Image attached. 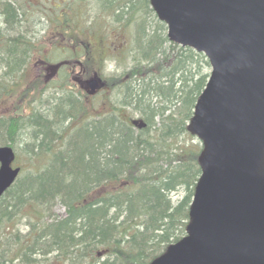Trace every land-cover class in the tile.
Instances as JSON below:
<instances>
[{
	"label": "trees",
	"instance_id": "trees-1",
	"mask_svg": "<svg viewBox=\"0 0 264 264\" xmlns=\"http://www.w3.org/2000/svg\"><path fill=\"white\" fill-rule=\"evenodd\" d=\"M53 1L0 0V145L27 157L0 196V264H149L186 233L202 148L198 139V146L188 142L187 126L209 61L169 41L149 0ZM45 24L52 27L48 53ZM115 33L127 41L118 51ZM59 36H92L108 50L95 57L79 41L75 53L73 41ZM117 53L131 58L129 68L104 75V61ZM38 61L57 67L61 80L32 77ZM79 65L75 79L67 68ZM92 77L109 87V105L73 86ZM51 87L62 94L42 97ZM98 103L104 109L95 112ZM106 147L107 162L98 152ZM57 203L66 207L62 217L54 216ZM40 226L67 228L70 236L50 233L42 243Z\"/></svg>",
	"mask_w": 264,
	"mask_h": 264
},
{
	"label": "water",
	"instance_id": "water-1",
	"mask_svg": "<svg viewBox=\"0 0 264 264\" xmlns=\"http://www.w3.org/2000/svg\"><path fill=\"white\" fill-rule=\"evenodd\" d=\"M149 1L168 39L211 67L187 126L202 149L186 234L149 264H264V0ZM15 157L0 146V196Z\"/></svg>",
	"mask_w": 264,
	"mask_h": 264
},
{
	"label": "rangeland",
	"instance_id": "rangeland-1",
	"mask_svg": "<svg viewBox=\"0 0 264 264\" xmlns=\"http://www.w3.org/2000/svg\"><path fill=\"white\" fill-rule=\"evenodd\" d=\"M62 3H63V0H54L52 6L59 7L60 5H62ZM148 21H150V19ZM40 27L43 29L41 34L45 33V38H44L45 49H44V53H48V51H49L48 45H49L51 39L53 38L52 35L49 34L50 28H52V27L49 26V24L48 25L45 24V26L41 25ZM59 38H61L63 43L65 42L67 44H70L71 41H73L71 46L70 45L69 46L74 48L75 53H76V49L79 48L77 46L79 41L81 43H82V41L84 43H87V48H89L90 54L95 56V57H101V55L106 50H108V45H109V43H106V44L103 43V44L100 45V42H97L98 41L97 38L92 37V36H88L87 38L74 37V39H76V40L67 39L64 36H59L58 39ZM106 40H108V39L106 38ZM110 42H111V46L113 47V50H117V51L120 50V49H123L127 45L126 38L121 33H115V35L113 36V40L110 41ZM51 51H52V54H54L56 52L54 50H51ZM65 55L68 56V55H71V53L69 52V53H66ZM65 55H60L59 58L51 57L50 59L52 61L49 62V65H54L53 61H57L58 59L62 60L65 57ZM116 57H117V60H114L115 59L114 58V59H106L104 61V66H103V71H102V73L104 75L107 76V75H109L111 73L119 74V73H121L124 70L123 68L125 66H127V68H129V66H130L129 64L132 61L130 57H127V59L124 60V59L121 58L122 54H119V53L116 54ZM30 69H31L32 77H34V78L38 79V78L41 77L44 80V76H45L47 80L54 79V83H58L61 80L59 75L57 74V67L53 68L51 66H48L47 64H42V63H40V61H38V62H35L31 66ZM67 69H69V71L74 74V77H76L75 79H80L81 73H82V66L81 65L75 66L73 68L74 71H71L70 67H68ZM42 73H44V75ZM72 79H74V78H72ZM87 79H89V78H86L85 81ZM50 86H52V85H50ZM73 86H75V88H77V89H81L82 93L87 96L86 90H88V87L86 85V82H84V84H82V86H80L78 82H75V83L73 82ZM77 89H75V92H76ZM54 91H56V89H54L52 87L48 88L46 91L43 92L42 97L45 98V97H47V96H49L51 94H54L57 97V96L62 94V92H56L55 93ZM111 95H112V92L109 90V87L107 85L103 84L100 87V89H98L95 93H93V94L89 93L88 94V98L90 99V101H91L92 98H94L96 102L100 101L102 98H105V101H106V102L104 101L105 105L106 104L109 105L110 99H114V97L111 98L112 97ZM155 99L156 98L154 97L153 98V102L155 101ZM103 109L104 108L102 107L101 103H100V105H99V103L96 104L95 112H98L99 110H103ZM21 139H23V138H21ZM188 140H186V141L191 142L195 146L199 145L198 140L196 138H194V137L190 136L188 138ZM17 146L18 147L24 146L23 141H18L17 142ZM14 149L16 150V147ZM16 153H17V158H16L15 162L13 163V165L14 166H22V165L26 164L27 163L26 155L24 153H19L17 150H16ZM26 166L28 167V164ZM182 193H183L182 190L177 191L176 193L172 194V199L174 201L178 200L181 197ZM54 211H55V213L58 216H63L65 214V209L61 205H56L55 208H54ZM18 227H19V229L22 232L26 231L25 225L21 224ZM51 262H53V263L43 261L41 264H60V263L55 262L54 260L51 261Z\"/></svg>",
	"mask_w": 264,
	"mask_h": 264
},
{
	"label": "bare ground",
	"instance_id": "bare-ground-1",
	"mask_svg": "<svg viewBox=\"0 0 264 264\" xmlns=\"http://www.w3.org/2000/svg\"><path fill=\"white\" fill-rule=\"evenodd\" d=\"M55 102V100H53V99H51V100H49V101H47L46 103H44L43 105H40L39 106V109H43L44 107H46V106H49V105H51V104H53ZM9 145V144H8ZM11 146V145H10ZM21 147V146H20ZM106 150H108V147H106L105 149H103V150H99L98 152L99 153H102V156H104V154H105V161L107 162L108 161V157H109V154L106 152ZM15 182V181H14ZM13 182V183H14ZM56 205H61V206H63V208L65 209V213H66V207L63 205V204H61V203H57ZM55 205V206H56ZM55 206H54V208H55ZM54 208H53V212H54V216H57V217H60V216H58L56 213H55V211H54ZM65 215V214H64ZM63 215V216H64ZM62 217V216H61ZM25 227H26V231L25 232H27L30 228H29V226H27V225H25ZM64 230V232H62V231H59V232H55L54 231V229L53 228H50V227H48V226H40V227H38L37 229H36V232H37V236L39 235V236H41V242L43 243L44 242V240H45V237H47L50 233L51 234H53L54 233V235H61V236H65V237H68V236H70V230L69 229H67V228H65V229H63ZM35 236H36V233H35Z\"/></svg>",
	"mask_w": 264,
	"mask_h": 264
}]
</instances>
